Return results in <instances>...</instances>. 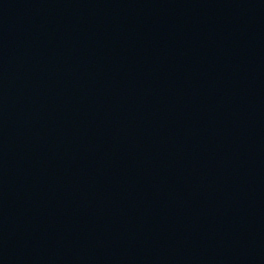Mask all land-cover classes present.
<instances>
[{
  "label": "water",
  "instance_id": "1",
  "mask_svg": "<svg viewBox=\"0 0 264 264\" xmlns=\"http://www.w3.org/2000/svg\"><path fill=\"white\" fill-rule=\"evenodd\" d=\"M0 264H264V0H0Z\"/></svg>",
  "mask_w": 264,
  "mask_h": 264
}]
</instances>
